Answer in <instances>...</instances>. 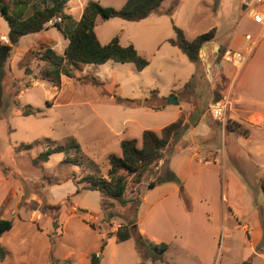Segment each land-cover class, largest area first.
I'll list each match as a JSON object with an SVG mask.
<instances>
[{
	"label": "rangeland",
	"instance_id": "1",
	"mask_svg": "<svg viewBox=\"0 0 264 264\" xmlns=\"http://www.w3.org/2000/svg\"><path fill=\"white\" fill-rule=\"evenodd\" d=\"M39 1L0 0V3H8L11 15L26 17L34 10L48 7L54 2V0H43L39 4ZM86 1L65 0L60 14L63 18L60 26L54 25L55 22H60V18L55 17L47 24L46 29L19 39L9 57L8 70L3 82V95L0 99V173L9 182L6 186L0 181V195L5 194L0 214L6 211L7 216L14 219L22 212L23 207H26L35 211L29 217L36 226L40 227V221L45 213L48 217L53 209L66 208L68 215L76 213L79 217L72 220L63 238L66 249L72 247L74 250H84L96 239L95 233L89 231L82 219L86 211L91 216L100 215V193L81 190L76 195L74 193L68 195L59 203L51 202V199L66 196L73 184L83 188L85 183L82 178L86 176L105 177L108 169L107 157L118 154V141L136 139L139 143L143 130L152 129L158 132L161 127L175 121L173 118L177 109H186L187 105L191 109L198 107L199 111H204L206 123L220 125L212 119L208 106L229 94L222 91L224 85H221L219 79L222 74L215 64L222 68H231L232 71L233 68L221 58L217 59V51L223 48L221 46L226 44L231 32L237 29V23L246 9L251 7L258 11L263 5L252 0L250 7L244 8L245 2L249 0H219L213 12V0H164L159 14H151L139 22L120 18L102 20L97 17L94 32L101 44L117 36L122 46L134 45L136 52L147 59L149 64L141 71H138L132 63L108 61L102 65L78 64L64 68L66 71L59 72L58 82L54 83L55 76L45 73L46 70H54V67L41 61L40 54L47 48L62 54L67 44L65 34L79 20ZM97 1L104 7L120 9L126 0ZM173 26L180 29L188 41L214 30L213 40L220 45H215V52H212L211 48L208 50L210 60L216 55L214 64H211V74L206 73L202 60L201 68L195 74L194 64L189 62L177 48L165 42L175 37ZM7 30L6 21L0 15V37ZM161 59L163 61L159 63ZM188 81L189 83L185 85ZM152 90H156L158 99H169L167 103L153 100L154 104L160 106L158 112L140 106L129 107L118 103L114 98L143 100ZM25 106H29L34 112L26 116L21 115ZM229 112L230 108L226 112L225 125L232 126L233 124L228 122ZM241 131L242 127L239 133L244 136ZM68 138L78 142L79 151H69L67 154L53 153L40 167L31 163L39 153L55 144H64ZM244 140L243 137L238 139L243 150L248 148L254 151L252 145L245 144ZM34 141H40V144L29 150H18L21 143ZM75 158L82 165L72 163ZM164 167L165 163L155 162L143 174L140 183L130 182L124 193L130 201L129 204L119 207L110 200L111 207L102 209V220L103 224L106 222L110 228L112 219L134 221L136 215L142 225H147L157 237L161 233L160 225L165 227L168 224L169 231L165 234L169 239L170 248L165 252V256L174 263H181L183 253L180 250L182 248L180 240L178 238L173 240L171 237L173 231L176 230L174 234L178 235L181 229H185L189 220L183 215V211L175 208L174 196H169L164 201L167 204L166 210L160 211L158 206H151L163 191L154 190V187L149 188L148 183L155 180L158 171H162ZM138 187L142 192L149 193V197L136 212L140 194ZM49 189H51V199L48 196ZM253 193L252 200L263 201L261 196L257 197V194ZM242 199L246 200V197ZM74 200L78 203H74ZM247 200L251 202V196ZM220 208L218 218L224 230V236L219 238L220 264H243L238 261L241 255L245 254L243 242L247 241V233L241 230L242 223L230 218L223 205ZM193 216L196 226H193L192 232L197 236L194 246L204 251L211 246L209 233L202 229L206 221L199 208H196ZM241 218L242 222L247 221V217L241 216ZM89 220L88 224L93 222L94 227L98 224L103 225L101 219L89 218ZM217 223L215 213L214 221L212 217L209 224L215 226ZM171 228L175 230L171 231ZM14 233L18 236L24 235L28 249L33 247L39 254L43 251L42 236L34 231L30 224L24 223L20 226V223H16ZM20 238L21 236L18 239ZM133 242L132 238L126 244L130 245L131 254L135 258ZM15 243L16 241L6 244L12 250L14 261L19 256L16 254L18 249ZM71 244L72 246L69 247ZM121 246L123 245L118 244L117 249L113 250L111 243L106 249L107 256L114 251L115 256L118 257L125 249ZM145 251V247L140 248L141 254ZM58 253L61 254V251L58 250Z\"/></svg>",
	"mask_w": 264,
	"mask_h": 264
},
{
	"label": "crops",
	"instance_id": "2",
	"mask_svg": "<svg viewBox=\"0 0 264 264\" xmlns=\"http://www.w3.org/2000/svg\"><path fill=\"white\" fill-rule=\"evenodd\" d=\"M248 11L249 8L240 17L236 26L237 29L231 32L226 44L221 47L225 50L241 51L248 43L245 35L250 34L253 38H258L253 55L238 72L231 65L233 71L229 67V69L222 68L215 64L218 67L217 70L222 74V77H219L221 85H224L222 91L227 92L231 99L228 122L230 121L233 125L228 129L226 125L206 123L204 121L205 113L199 111L198 107L191 109L187 105L186 109H177L173 120L183 116L185 121L189 122V118H191L190 123L192 125L178 140L170 143L166 152L167 158L160 160L161 164L165 163V167L162 171L159 170L157 174H163L166 169H169L179 179L180 184L164 182L156 185L154 190L163 192L151 203V206H158L160 211L166 210L167 204L164 201L169 196H174L176 199L175 208L183 211V215L189 220L187 227L181 229L177 233L178 235H175L176 230L171 228V231L175 230L172 232L171 238L173 240L178 238L182 246L180 249L183 253L181 263H174L172 259L168 260L165 256V252L170 248V242L166 236L167 231H169L168 224L165 227L160 225L161 233L158 237L147 225H142L136 215L134 221H123L121 218H118V221L112 219V225L109 228L106 222L103 224L102 195L100 194V217L91 216L87 211L83 215L82 220L85 226L96 235L94 243L84 250H74L72 247L66 249L67 246L63 239L64 234L68 226L71 225L72 220L79 218L76 213L68 215L66 208L53 209L51 215L47 217L45 213L42 219L40 216V227L30 220L29 215H32L35 212L34 210L23 207L22 212L19 215L17 214L14 219L7 216L6 211H4L0 214V218L10 219L12 227L0 237V251L3 253L0 264H89L91 253H95L99 257V264H220L221 253L218 254L220 248L219 238L224 236V230L220 225L218 213L222 205L229 213L230 218L242 223L240 228L247 233V241L243 242L245 254L241 255L238 263L264 264V198L260 188V180L264 178V28L252 21ZM6 34L7 32L1 36H4L7 41ZM215 45L220 44L213 40L204 44L201 48L200 59L207 74H211V64H214L213 60L216 56H212L210 60L208 50L211 48L210 50L215 52ZM162 61L163 59L159 63H162ZM218 73L217 75H219ZM240 127H242L241 132L244 136L239 133ZM240 137L245 139V144L252 145L254 151H250L248 148L243 150V146L238 143ZM120 141H118V145ZM209 142H212V144H208ZM0 181L6 186L9 183L1 173ZM71 188L66 196L57 199H51V189H49L48 196L51 202L57 201L59 203L60 200L67 198L70 194L74 193L76 195L77 187L73 184ZM138 191L140 194L136 212L139 208L141 209L149 197V193L142 192L139 187ZM253 192L257 194V197L261 196L263 201L252 200ZM250 196L251 202L247 200ZM243 197H246V200H243ZM4 198L5 194L2 193L0 195V208ZM124 198L127 200L126 204H129L128 197L124 196ZM73 202L78 203L75 200ZM113 203L119 205V207H125L126 205L122 206L116 201ZM196 208L203 212L206 224L202 225V229L209 233L211 240V246L204 249V251H200L199 248L194 246L197 236L192 232V228L196 226L193 216ZM215 213L218 223L214 226L209 224V221L212 217L214 221ZM241 216L247 217V221L242 222ZM89 218L101 219L103 225L98 224L94 227L93 222L88 224ZM16 223H20V226L28 223L34 231L42 236L44 249L40 254L35 248L28 249L26 247L24 235L18 236L14 233ZM123 225H126L132 234L138 233L155 244L166 243L167 249L162 260H152L151 254L146 248L143 254H139L135 248V240L132 244L136 251L134 258L129 248L130 245L126 244L127 241H131L133 235L121 242H118L113 235L117 228ZM20 236L21 238L18 239ZM15 241V246L18 249L16 254H19V256L14 261L12 250L6 244ZM111 243L113 244V250L117 249L118 244L123 245L121 247L125 248L122 253H119L118 257L115 256L114 251L107 256L106 249ZM58 250L61 251V254L58 253Z\"/></svg>",
	"mask_w": 264,
	"mask_h": 264
},
{
	"label": "trees",
	"instance_id": "3",
	"mask_svg": "<svg viewBox=\"0 0 264 264\" xmlns=\"http://www.w3.org/2000/svg\"><path fill=\"white\" fill-rule=\"evenodd\" d=\"M43 0L39 1L41 4ZM164 0H126L120 9L104 7L97 0H87L83 6L81 16L73 25L72 29L66 35L67 44L62 54H57L54 50L47 48L40 54V60L54 67L52 71L45 73L53 74L54 80L58 82L59 72H65L64 68L76 66L78 64H94L102 65L107 61L118 63H132L138 71L144 69L149 61L141 57L132 45L122 46L117 36L113 37L109 42L101 44L97 39L94 26L95 19L99 17L102 20L110 18H120L125 21L137 22L147 18L150 14L160 13L161 4ZM65 0H54L53 4L34 12L29 13L26 17H16L9 13L8 3H0V15L7 24V42L0 41V99L3 95V82L8 70V61L13 47H15L22 36L37 33L47 28V24L55 17L60 18V22H55V26H60L63 18L60 17ZM219 0H213L212 10L215 12ZM36 4V5H39ZM33 5V4H32ZM168 12V11H165ZM68 17V16H67ZM175 37L168 39L166 42L176 47L182 54L186 56L189 62L195 66V74L201 68V59L199 57L200 49L204 44L213 41L214 30L196 36L191 41L185 39L182 31L173 26ZM225 51L221 48L217 51V59ZM21 64V63H20ZM28 74V70H26ZM194 74V75H195ZM46 75V76H47ZM193 77V76H192ZM192 79V78H191ZM190 79V80H191ZM189 80V81H190ZM53 81V80H52ZM186 82L185 85H187ZM171 97V96H169ZM118 103H123L129 107H144L148 109L159 110L160 106L153 103V100H159L167 103L169 99H158L156 90H152L150 95L143 100L124 99L114 97ZM34 111L25 106L21 111V115H30ZM186 122L183 116L178 117L175 121L163 126L158 132L152 129H145L141 133L138 143L136 139H123L119 142L118 154H111L107 157L108 169L105 177L86 176L82 178L85 186L76 189L75 193L83 191H97L102 195L101 207L108 209L112 202L116 201L120 205H125L127 200L124 198L125 190L130 182L138 184L143 174L153 165L168 156L167 148L172 141L178 140L184 132L192 125ZM229 129L231 126L226 124ZM238 127V126H237ZM48 142V140H46ZM40 144V141L32 143H21L18 150H29L33 146ZM80 146L72 138L65 140L64 144H55L52 147L39 153L31 163L34 166H42L48 161L53 153H68L69 151L77 152ZM72 163L82 165L77 158ZM164 182H174L180 184L179 179L169 169L163 174L158 175L155 180L148 183L149 188H153ZM181 188V187H180ZM260 188L264 198V178L260 180ZM111 200V201H110ZM12 227L10 219L0 218V237ZM118 242L129 239L132 235L135 240L136 251L140 253V248L145 247L151 254L152 260H162L163 254L167 249L166 243L155 244L140 234H132L126 226H120L113 233ZM104 242L102 243L103 246ZM3 253L0 251V259ZM99 257L95 253L89 255V264H99Z\"/></svg>",
	"mask_w": 264,
	"mask_h": 264
},
{
	"label": "built area",
	"instance_id": "4",
	"mask_svg": "<svg viewBox=\"0 0 264 264\" xmlns=\"http://www.w3.org/2000/svg\"><path fill=\"white\" fill-rule=\"evenodd\" d=\"M256 1L257 3L263 4L260 10H254L249 6L252 0L245 2V7H250L248 12L252 18V21L260 27L264 28V0ZM0 38L2 41H6V38L4 36ZM245 39L248 43L242 48L241 51L226 49L221 55V59L229 63L236 72L241 70V68L245 65L247 60L253 54L254 49L258 43V38H253L250 34H246ZM230 106V96H223L221 99L215 101L214 103H211L208 106L209 114L211 115L213 120L219 122L221 126H225V122L227 119L226 112L229 110Z\"/></svg>",
	"mask_w": 264,
	"mask_h": 264
}]
</instances>
